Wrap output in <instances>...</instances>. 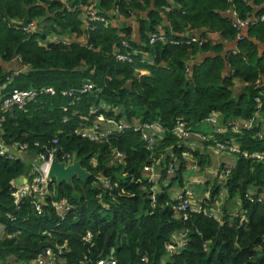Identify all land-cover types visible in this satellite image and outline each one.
Returning <instances> with one entry per match:
<instances>
[{"label":"trees","instance_id":"1","mask_svg":"<svg viewBox=\"0 0 264 264\" xmlns=\"http://www.w3.org/2000/svg\"><path fill=\"white\" fill-rule=\"evenodd\" d=\"M89 1L67 0V5ZM95 1L99 14L115 22L93 24L86 30L81 14L68 12L57 0H0V85L10 74L6 67L18 57L27 71L14 79L10 91L51 87L62 92L84 84L98 89L77 101L57 95L24 108L0 107L6 143L49 145L58 137L61 151L75 154L91 175L84 184L76 178L72 186L52 182L53 195L38 216L31 205L33 195L22 201L19 210L10 196L11 183L29 175L30 167L20 159L0 158V224L5 227L0 235V264H35L46 248L57 252L56 246L63 248L57 264H95L112 250L117 264H264V166L237 157L226 161L232 171L224 186L217 185L218 179L214 187L205 184L204 190L211 196L202 197L199 204L207 211L214 209L211 214L218 213L220 222L202 213L182 221L174 212L171 188L177 182L179 190L188 182V163L177 167L175 177L164 170L172 165L165 158V149L176 147L177 137L169 131L177 120L192 128L200 126L202 134H214L201 125L207 117L217 116L223 123L248 121L257 112L255 98L263 90L254 83L258 78L264 82V50H258L264 46V22L249 27L247 38L238 42L229 11L242 20L252 14L258 17L264 15V0ZM117 11L121 17L113 14ZM32 21L44 30L25 35L18 29ZM161 31L168 43L150 44V36ZM189 32L200 34L205 43L170 44ZM215 33L220 38H208ZM49 34L77 41L71 46L57 45L47 42ZM85 37L88 42L83 45ZM122 43L138 52L132 64L116 62L113 57L123 52ZM228 45H233L231 50H226ZM149 59L151 65L141 63ZM261 102L252 130L240 135L227 131L216 139L237 138L249 153H264V97ZM100 104L107 107L106 113L101 112L107 119L132 124L159 122L166 129L154 158L161 179L171 184L162 187L163 195L154 206L143 172V166L151 164L150 153L138 135L126 132L112 143L125 156L116 168L111 167L109 146L74 135L77 129L94 127V117L88 116ZM204 152L202 156L193 153V157L199 159L201 168L215 169L218 178L217 162ZM99 178L109 179L110 191L94 186ZM245 193L253 195L254 203L244 198ZM51 201H65L73 206L72 211L60 221ZM178 231H188V245L181 253L168 255L166 245ZM88 234L91 238L85 242Z\"/></svg>","mask_w":264,"mask_h":264},{"label":"built area","instance_id":"2","mask_svg":"<svg viewBox=\"0 0 264 264\" xmlns=\"http://www.w3.org/2000/svg\"><path fill=\"white\" fill-rule=\"evenodd\" d=\"M62 5L65 6L68 12H78L80 13V18L86 22L85 29L89 30L93 24H104L109 25L115 21L106 20L103 16L99 14L98 9L95 7L96 3L89 1L87 4L78 5L71 7L67 5V0H57ZM229 15L232 18L231 27L235 31V40L241 42L244 40L243 31L249 27L255 26L258 23L264 22V15L258 17H248L244 20L239 19L236 13L229 11ZM117 16L121 17L119 12H114ZM32 21L26 25L18 27L25 35L35 34L38 31H42L37 28L35 23ZM132 27H135L134 21L131 22ZM50 40L47 42L55 43L57 45L71 46L73 41H77L74 38L68 39L67 37H57L49 34ZM213 38H220L218 33L212 34ZM82 44L85 42L87 44V39H82ZM206 39L198 37L196 34L184 33L177 39L170 42L173 46H190L191 44H204ZM149 43H168L167 37L164 31H161L153 36H150ZM123 52L114 53L113 57L116 62L123 64H132L133 56H137L138 52L132 50L130 46L126 43H122ZM236 53V51H235ZM146 63L151 65L153 63L152 59L143 60L141 63ZM12 63L22 64V60L18 57H14ZM22 72L15 71L8 75L5 82L0 85V92H5L0 94V107L4 110H10L13 107L24 108L28 107L30 104L39 103L41 98H49L60 95L63 98H68L77 101L79 97L84 94L91 93L95 94L98 89L92 87L90 84H84L79 89L67 90L62 92H57L51 87H46L41 90L36 88H29L23 90H12L9 87L14 82V79L18 77ZM261 82L257 81L256 86H260ZM264 97V91H262L259 97L255 98V103L257 104V112L253 114L250 120H231L229 122H221L217 116H209L202 122L201 125L208 126L214 131V134H202L198 131V125L193 127L184 120H177L175 125L169 131L173 137H177L175 148H166V156L172 161V165L165 167L164 170L166 174L171 177H175L177 167L179 168L182 162H187L188 173H193V179L190 182H185L184 186L174 193L173 200L176 205L174 206V212L178 214L182 221L187 222L192 214L202 213L207 217H213L217 221H221L219 214H211L205 210L201 204L194 205V200L197 197V192L204 188L205 184H209L210 187L215 186V181L217 180L218 186L225 185V179L229 176L232 171V166L230 164H220L219 170L221 174L218 178L214 175L209 168H201L198 160L194 158L193 153H197L198 150H210V152L215 156H222L224 154L230 155L233 158L241 157L250 163L256 165L264 166V153L248 151L241 148V145L237 141V138H223L216 139V136H223L225 132L231 131L234 135H240L243 131H250L253 128L255 121L259 118V110L261 109V99ZM101 112H107V107L103 104L98 105L89 114L88 118L94 117L95 125L93 128L77 129L74 135L86 140L90 143H98L101 145H107L110 148L112 158V166L116 168L120 165L124 159V154L117 148L112 147V143L117 141L124 133L133 132L138 135L140 140L146 144V148L150 153L151 164H146L143 166V172L148 178V183L150 184V203L152 206L157 202V196L162 192V187H168L171 182L162 180L161 170L158 168V163L154 156L157 155L155 148L160 146L161 141L164 139V133L166 129L159 122L150 123H140L132 124L123 120H116L114 118L107 119ZM76 114V113H74ZM66 124L67 120H63ZM59 138L55 137L52 142L48 145L40 144L39 142H34L32 145L28 143H18L11 142L6 143L3 139V130L0 123V158L6 161H14L20 159L24 161L30 167V173L26 176H21L23 178L21 183L16 184L14 180L10 185V196L13 199L14 205L17 210L20 209L22 201L33 195L35 200L31 202V205L38 216L43 214L44 207L46 206L47 199L52 197L51 181L49 180L48 174L50 166L54 158H58L60 162H64L66 165L71 164L72 155L63 153L59 148ZM155 145V147H154ZM178 154V155H177ZM64 184V183H63ZM94 186L100 190L110 191L111 184L109 179L99 178L98 182L94 183ZM223 196V194H220ZM99 200L102 199L101 194L97 196ZM244 198L250 203H254V197L251 193H245ZM201 203V200H200ZM50 206L53 208L56 215L59 217L60 221L64 220L67 215L72 211L73 206L69 205L67 202H50ZM107 208V207H106ZM242 213V212H241ZM213 215V216H212ZM14 219H12L13 221ZM5 227L0 224V235L4 233ZM188 231H178L171 235L169 242L166 245V252L168 255H174L181 253L184 248L188 245L189 241ZM91 236L88 234L84 240L88 242ZM57 252L52 248H46L41 254L37 256L35 264H57L59 256L62 254V247L56 246ZM110 256L95 262V264H117L116 257L113 256L114 251L110 252Z\"/></svg>","mask_w":264,"mask_h":264},{"label":"water","instance_id":"3","mask_svg":"<svg viewBox=\"0 0 264 264\" xmlns=\"http://www.w3.org/2000/svg\"><path fill=\"white\" fill-rule=\"evenodd\" d=\"M209 32L208 30L206 31ZM198 37H200V34H196ZM86 45V42L85 44ZM201 60V59H200ZM12 68L10 67L7 69L8 73H12L15 71L25 72L27 71V68L23 66V64L19 63H11ZM8 67V66H7ZM90 173H88L83 167L82 162L77 159V156L75 154L72 155V162L69 165H66L64 162H60L58 158H54V160L51 163L50 170H49V180L51 182H55L56 186H60L63 183L72 186V180L76 178L83 184L90 178ZM23 181V178H19L16 180V184L21 183ZM163 193L161 192L157 196V202H159L160 198L162 197ZM222 228H220V231Z\"/></svg>","mask_w":264,"mask_h":264},{"label":"crops","instance_id":"4","mask_svg":"<svg viewBox=\"0 0 264 264\" xmlns=\"http://www.w3.org/2000/svg\"><path fill=\"white\" fill-rule=\"evenodd\" d=\"M90 1H93V2H96L95 0H90ZM37 3H38V1H37ZM41 4V3H40ZM48 8V7H47ZM263 9H264V5H263V7H262ZM260 9L261 8H257L256 10L257 11H260ZM251 17H257V16H255V14L253 15H251ZM37 21V20H36ZM42 22H44V21H42ZM42 31L44 30V29H41ZM243 35H244V38L246 37L247 38V36H248V29H245L244 31H243ZM208 38H212L211 36H208ZM136 39H137V35H136ZM255 43H256V41L255 40H253ZM232 47H233V45H228V46H226L225 48H226V50H231L232 49ZM258 50H259V52H261V51H263L264 50V46H258ZM201 59V58H200ZM199 59V60H200ZM12 68V66H8V67H6V70L7 69H9V68ZM257 81H260L261 82V85L260 86H258V88H262V90L264 91V82L262 81V79H260V78H258L256 81H255V83H254V85H256V82ZM247 84H245V86H246ZM244 121V120H243ZM207 152H208V154H210V156H211V159L213 160V161H216L217 162V164H216V168L218 167L219 168V165L220 164H223V163H225V164H230V163H227L226 161H229V162H231V161H233L234 160V158L232 157V156H230V155H227V154H224V155H222V156H218V157H215L211 152H210V150H207ZM198 153L200 154V156H202V155H204L205 154V152L203 151V150H198ZM198 162H199V159H198ZM218 163H219V165H218ZM200 164V163H199ZM114 167V166H113ZM210 169V168H209ZM211 170V172L214 174V175H212V176H216L217 174H216V172H215V169H210ZM212 170H214V171H212ZM202 190H204V188H201L197 193H199L200 191H202ZM198 195H200V194H198ZM198 195H196L197 197L195 198V202H197V203H194V205H197V204H199L200 203V200H198V199H200V198H202L203 196H201V197H199ZM232 207H229V210L228 211H232Z\"/></svg>","mask_w":264,"mask_h":264},{"label":"rangeland","instance_id":"5","mask_svg":"<svg viewBox=\"0 0 264 264\" xmlns=\"http://www.w3.org/2000/svg\"><path fill=\"white\" fill-rule=\"evenodd\" d=\"M204 127V126H203ZM201 129H202V126H201ZM185 177L187 178V180H188V182H190L192 179H193V173H188L187 171H185ZM177 188V182H175L174 183V185L172 186V188H171V191L173 190V194L178 190V189H176ZM208 192V191H207ZM205 190H202V191H200L198 194H200V195H198L199 197H201V196H203V198L205 197V198H209L210 196H211V194L210 193H207ZM170 193V192H169ZM172 193H170V195L172 196ZM200 199H202V198H200ZM200 199H198V200H200ZM194 203H197V202H195L194 201ZM214 211V209H211V210H209L208 212H210V213H212ZM85 242H86V240H84Z\"/></svg>","mask_w":264,"mask_h":264}]
</instances>
